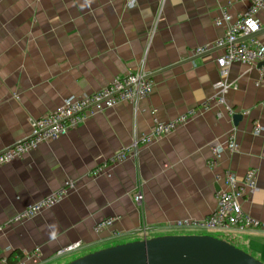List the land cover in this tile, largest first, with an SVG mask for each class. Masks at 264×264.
Wrapping results in <instances>:
<instances>
[{
  "label": "crops",
  "instance_id": "0c3cea01",
  "mask_svg": "<svg viewBox=\"0 0 264 264\" xmlns=\"http://www.w3.org/2000/svg\"><path fill=\"white\" fill-rule=\"evenodd\" d=\"M247 6L241 0H137L133 7L126 0H0V151L30 135L32 119L69 97L106 87L117 75L142 72L154 82L147 98L98 112L0 167V224L7 223L1 254L14 260L40 248L41 264H64L114 244L179 234L177 220L216 208L228 170L239 176L258 171L259 190L241 205L264 222V132H254L256 122L264 126L259 70L230 65V87L220 102L215 84L222 49L195 52L227 32L216 16L226 9L237 15ZM259 17L257 36L264 42V11ZM205 101L210 106L198 108ZM194 107L195 115L172 133L135 146L156 117L174 119ZM230 110L243 114L238 124ZM232 131L239 149H225L210 165L213 148ZM127 146L133 150L125 161L106 164ZM68 180L75 187L61 202L8 224ZM104 218H115L113 226L96 233ZM226 235L264 262V228ZM76 242L78 250L57 254Z\"/></svg>",
  "mask_w": 264,
  "mask_h": 264
},
{
  "label": "built area",
  "instance_id": "2783aa9c",
  "mask_svg": "<svg viewBox=\"0 0 264 264\" xmlns=\"http://www.w3.org/2000/svg\"><path fill=\"white\" fill-rule=\"evenodd\" d=\"M241 1L248 2V6L244 11L234 15L226 9L214 19L217 26L226 25L227 32L216 39L214 43L199 46L195 50L196 54H202L211 48L222 49V53L217 59L221 78L215 84L216 98L220 102H225V93L230 87L226 76L230 65L235 62L257 67L260 76L256 83H264V42L257 36L262 29L259 14L264 11V0ZM126 3L133 7L136 5L137 0H126ZM153 88L154 82L148 75L142 72H129L115 76L111 83L98 91L88 93L81 98H67L55 110L32 119V132L30 135L0 151V167L24 158L27 153L44 143L60 139L98 112L113 108L122 102L147 98ZM209 106L210 101H205L198 108ZM198 108H190L187 112L170 120H160L156 117L153 130L142 134L135 146L138 147L139 144H146L158 137L172 133L180 125L186 123L190 117L194 116ZM230 111L234 113L233 110ZM254 132L256 134L264 132V126L256 122ZM225 149L230 151L239 149L236 132H230L224 144L216 145L213 148L214 155L210 160V165L214 166L218 163ZM132 150V147H122L106 164L125 161L131 155ZM102 167L100 166L96 170H101ZM74 187L75 183L73 181H65L60 188L40 200L30 203L15 214L8 221V224L32 218L44 209L53 207L61 202ZM258 190V171L255 168L248 169L243 176H239L235 171L228 170L225 174V187L219 189L216 194V208L202 218L177 220L175 222L177 229L174 231L209 230L227 234L233 231L244 232L250 229L264 228V222L247 213L241 205V200L250 198ZM142 199L143 195L141 193L136 194L138 202ZM114 222L115 218L101 219L95 224L94 231L100 233L104 229L112 227ZM6 224H0V232L6 228ZM180 234L205 233L181 232ZM81 246V242L72 243L60 248L57 254L60 256L65 255L78 250ZM40 258V248L20 254L14 260H10L0 252V264H41Z\"/></svg>",
  "mask_w": 264,
  "mask_h": 264
},
{
  "label": "water",
  "instance_id": "95a60500",
  "mask_svg": "<svg viewBox=\"0 0 264 264\" xmlns=\"http://www.w3.org/2000/svg\"><path fill=\"white\" fill-rule=\"evenodd\" d=\"M242 113H234L236 124ZM66 264H264L228 240L212 234H164L107 246Z\"/></svg>",
  "mask_w": 264,
  "mask_h": 264
},
{
  "label": "rangeland",
  "instance_id": "374dc122",
  "mask_svg": "<svg viewBox=\"0 0 264 264\" xmlns=\"http://www.w3.org/2000/svg\"><path fill=\"white\" fill-rule=\"evenodd\" d=\"M181 232H188V233H199V232H202V233H205V234H212V235H216V236H219V237H222V238H227L228 240L232 241L233 240L231 239V237H227L226 234L222 233V232H219V231H209V230H202V231H199V230H191V231H177V233H181Z\"/></svg>",
  "mask_w": 264,
  "mask_h": 264
},
{
  "label": "trees",
  "instance_id": "16d2710c",
  "mask_svg": "<svg viewBox=\"0 0 264 264\" xmlns=\"http://www.w3.org/2000/svg\"><path fill=\"white\" fill-rule=\"evenodd\" d=\"M229 242H231V243H233L232 241H230V240H228ZM234 244V243H233ZM11 260V259H10ZM68 263V262H67ZM64 264H66V263H64Z\"/></svg>",
  "mask_w": 264,
  "mask_h": 264
}]
</instances>
